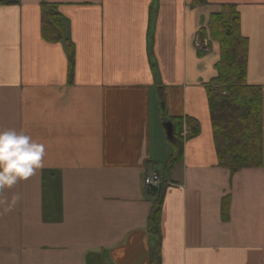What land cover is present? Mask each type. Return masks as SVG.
<instances>
[{
	"label": "crops",
	"instance_id": "obj_1",
	"mask_svg": "<svg viewBox=\"0 0 264 264\" xmlns=\"http://www.w3.org/2000/svg\"><path fill=\"white\" fill-rule=\"evenodd\" d=\"M43 4L65 22L58 43L42 38ZM225 4L248 41L247 84L262 92L261 165L235 172L218 164L206 91L220 56L208 21ZM175 118L199 130L166 173ZM10 129L45 155L0 190V264H150L151 170L163 181L160 264H264V0L0 4V131Z\"/></svg>",
	"mask_w": 264,
	"mask_h": 264
},
{
	"label": "trees",
	"instance_id": "obj_2",
	"mask_svg": "<svg viewBox=\"0 0 264 264\" xmlns=\"http://www.w3.org/2000/svg\"><path fill=\"white\" fill-rule=\"evenodd\" d=\"M193 2L198 5L203 4L204 0ZM201 33L202 36L206 35L203 29ZM41 35L49 43H58L64 38L65 22L54 5H41ZM208 35L219 45L220 51L215 64L216 76L206 87L218 164L231 172L244 167H258L262 153V92L260 87L247 84L248 41L240 33V15L233 5H222L218 13L210 15ZM67 48L71 69L73 48L71 45ZM186 120L190 127L188 137L195 135L199 130L198 123L188 118ZM172 125L174 142L171 156L163 167L166 173H170L180 158L182 118L173 119ZM160 188L150 194L156 195L148 218L150 232L155 237L150 264H160ZM88 264L100 262L92 257Z\"/></svg>",
	"mask_w": 264,
	"mask_h": 264
},
{
	"label": "clouds",
	"instance_id": "obj_3",
	"mask_svg": "<svg viewBox=\"0 0 264 264\" xmlns=\"http://www.w3.org/2000/svg\"><path fill=\"white\" fill-rule=\"evenodd\" d=\"M45 147L24 131H0V190L12 188L43 167Z\"/></svg>",
	"mask_w": 264,
	"mask_h": 264
},
{
	"label": "built area",
	"instance_id": "obj_4",
	"mask_svg": "<svg viewBox=\"0 0 264 264\" xmlns=\"http://www.w3.org/2000/svg\"><path fill=\"white\" fill-rule=\"evenodd\" d=\"M159 176L156 172H152L145 178L144 185L145 187L150 190L156 188L159 185Z\"/></svg>",
	"mask_w": 264,
	"mask_h": 264
},
{
	"label": "water",
	"instance_id": "obj_5",
	"mask_svg": "<svg viewBox=\"0 0 264 264\" xmlns=\"http://www.w3.org/2000/svg\"><path fill=\"white\" fill-rule=\"evenodd\" d=\"M166 126H167V135L169 136V138H172V127L170 122H167Z\"/></svg>",
	"mask_w": 264,
	"mask_h": 264
}]
</instances>
